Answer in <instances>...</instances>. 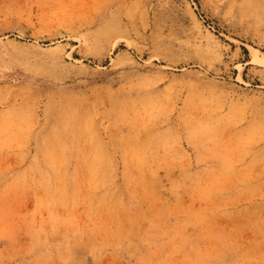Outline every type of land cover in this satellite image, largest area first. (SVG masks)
I'll return each instance as SVG.
<instances>
[{
	"label": "rangeland",
	"instance_id": "1",
	"mask_svg": "<svg viewBox=\"0 0 264 264\" xmlns=\"http://www.w3.org/2000/svg\"><path fill=\"white\" fill-rule=\"evenodd\" d=\"M0 264H264V0H0Z\"/></svg>",
	"mask_w": 264,
	"mask_h": 264
}]
</instances>
